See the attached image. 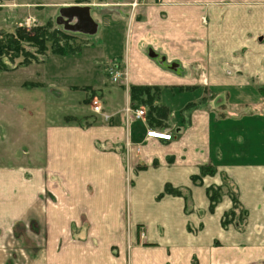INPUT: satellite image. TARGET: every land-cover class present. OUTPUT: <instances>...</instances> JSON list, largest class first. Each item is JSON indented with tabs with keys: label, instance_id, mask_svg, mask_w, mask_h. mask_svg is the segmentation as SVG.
<instances>
[{
	"label": "crops",
	"instance_id": "1",
	"mask_svg": "<svg viewBox=\"0 0 264 264\" xmlns=\"http://www.w3.org/2000/svg\"><path fill=\"white\" fill-rule=\"evenodd\" d=\"M131 1L14 0L6 10L40 17L35 6L88 4L94 40L96 15L117 13L130 25L108 67L124 78L108 83L103 68L102 84L98 77L80 85L85 72L72 62L59 81L67 98L85 87L81 125L64 114L37 131V116L52 107L50 90L33 92L44 87L37 79L0 81V264H264V2L112 7ZM96 46L84 51L94 56ZM107 84L113 88L103 90ZM130 85L158 90L131 98ZM62 105L55 104L59 113ZM138 108L150 117H136ZM149 128L171 137H148ZM202 165L214 172L193 181ZM165 184L186 190L188 204L181 195L158 197ZM211 185L223 188L212 211ZM233 194L245 217L223 227Z\"/></svg>",
	"mask_w": 264,
	"mask_h": 264
},
{
	"label": "rangeland",
	"instance_id": "2",
	"mask_svg": "<svg viewBox=\"0 0 264 264\" xmlns=\"http://www.w3.org/2000/svg\"><path fill=\"white\" fill-rule=\"evenodd\" d=\"M140 3L141 0H132L129 5H121V2H115L112 7L121 8L122 11L125 13H130L133 11L135 7H137V3ZM149 1V0H148ZM153 1V0H150ZM157 1V0H155ZM221 1H233V0H212L213 3H219ZM257 2H264L263 0H256ZM0 3H4V5H0V12L4 19H0V38L5 39L6 36L12 35L15 37V43L19 45L20 50L17 52L6 50L4 53H0V71L5 70L8 66H22L24 60L26 63L31 62L30 65L27 67H20L16 68L17 70L5 71L6 73H0V81L10 82L13 83L17 80L25 81V80H41L44 84V87L36 88L35 93H42L46 89H49L50 92H47L51 98V110H48L46 116H37L36 118V126L37 131H41L49 124H55L59 118H63V116L68 115V120H73L77 124L81 125L83 120H85L88 116L85 115V112H89L87 108V104H89L90 99L84 98L87 92L84 89L85 87L77 88L76 90H72L68 92V98L63 93L60 94V82L64 81L65 76H69V72L72 62H79L82 64L81 71H84L85 77L81 76L78 78V82L82 83L80 85L86 84L89 80L92 82L94 86V82H99L102 84V80L104 76L101 74L103 68L113 67V57L114 55L118 54L120 49L125 47L129 36V23L127 19H124L122 15H113L115 20L111 18L110 15H96V19L99 20V30L98 35H96L97 40L92 39L88 34H83L80 32H68L63 29L60 24L55 23V17L58 14V6L50 7L49 10L42 9L43 7L35 6L36 10L35 13H38L40 17L34 16L33 13L30 14L31 17L34 18V24H30V26H26L25 24H18L24 23L28 13H20L19 16L10 17L6 15V10L10 9L14 3V0H1ZM102 5V4H100ZM107 7V6H105ZM31 8H28L30 11ZM26 14V15H25ZM26 16V17H25ZM44 16V17H42ZM112 16V17H113ZM121 17V18H120ZM37 26L47 27L48 31H50V37L45 41L46 49L44 52H37V46L25 41L23 39H16L17 31H25V33L33 32L34 28ZM68 34L71 37V40L68 42L71 43V46L66 48L64 52L61 54L57 53L58 50L55 49V44L59 42H67L65 35ZM94 37V36H93ZM4 41V40H3ZM63 42V43H64ZM95 42L98 47L94 48V56L91 54L90 51H84L86 45H95ZM62 45V44H61ZM83 50V51H82ZM78 52L79 56H76ZM81 51V52H80ZM42 60V61H40ZM1 61L3 65L1 64ZM97 61V64L95 63ZM110 68H108L109 70ZM99 77V81H96ZM110 78L109 74L106 75L105 81L111 83V80L107 79ZM70 80V79H67ZM60 81V82H59ZM51 82V85H49ZM57 83V85H56ZM113 84V83H111ZM115 85V84H113ZM105 89L103 90H110L113 86H109L108 84L104 86ZM40 103V101H39ZM62 103V107H64V113H59V109L55 107V104ZM66 103V104H65ZM65 104V105H64ZM4 109V108H3ZM144 109V114L146 111L147 118L150 117V114L147 113V110ZM44 113V110L41 108ZM63 112V111H62ZM65 114V115H64ZM93 115V114H92ZM182 195L184 196L185 204H188V193L187 191H182ZM150 214V213H148ZM239 221V220H238ZM137 230V229H136ZM139 230V229H138ZM137 230V233H138Z\"/></svg>",
	"mask_w": 264,
	"mask_h": 264
},
{
	"label": "trees",
	"instance_id": "3",
	"mask_svg": "<svg viewBox=\"0 0 264 264\" xmlns=\"http://www.w3.org/2000/svg\"><path fill=\"white\" fill-rule=\"evenodd\" d=\"M21 30V29H20ZM17 31L16 33V39H23L25 41H28L34 45L37 46V52H44V50L46 49L45 46V41L47 39H49L48 37H50V31H48L47 27H41V26H37L34 28L33 32L31 33H25V31ZM65 30V29H64ZM68 31V30H66ZM68 32H72V31H68ZM71 36L66 34L65 35V39L67 42H59V40L57 41L58 43H54L55 49L58 50L57 53L61 54V52H64V50L68 47L71 46V43L68 42V40L70 41ZM4 40V41H3ZM62 44V45H61ZM6 50H10V51H14L17 52L18 50H20L19 45H17L15 43V37L12 35H8L3 38H0V53H4ZM2 55V54H0ZM23 62L26 63V60H24ZM23 63V64H25ZM1 64L3 65L2 61ZM264 87V86H263ZM154 90L155 92L158 90V87H150V86H146V85H130L129 88V92H130V97L133 98L134 96H136L138 93H150V91ZM68 119V117H67ZM73 120H75L73 118ZM214 172V168L211 165H202L200 167V171L199 174L193 175L192 179L197 180L199 179L202 175L204 174H211ZM183 190L179 187H173L170 184H165L164 189L162 192H160L157 196L160 197L162 196L164 193H169V194H174V195H182ZM188 193V192H187ZM223 193V188L221 185H216V186H208L206 188V194L209 200V206L208 209L210 211H212L215 207V205L217 204V202L219 201L221 195ZM189 194V193H188ZM184 197V196H183ZM245 217V211L243 210L242 206L240 205L237 197L233 194L232 195V207L226 211L223 216L221 217V224L223 227L227 226V224H229V222L233 221V220H239V222H243V219Z\"/></svg>",
	"mask_w": 264,
	"mask_h": 264
},
{
	"label": "water",
	"instance_id": "4",
	"mask_svg": "<svg viewBox=\"0 0 264 264\" xmlns=\"http://www.w3.org/2000/svg\"><path fill=\"white\" fill-rule=\"evenodd\" d=\"M90 9L88 4L62 5L58 9L55 23L68 31L93 34L98 28V23L92 17Z\"/></svg>",
	"mask_w": 264,
	"mask_h": 264
},
{
	"label": "built area",
	"instance_id": "5",
	"mask_svg": "<svg viewBox=\"0 0 264 264\" xmlns=\"http://www.w3.org/2000/svg\"><path fill=\"white\" fill-rule=\"evenodd\" d=\"M34 22H35L34 18L28 15L25 18V22L24 23H20V24H25L26 26H30V24H34ZM108 73H109L110 78H111V80L113 82H118L119 79L125 77V73L123 71H119V70H115V69H109ZM262 103L264 104V99L262 100ZM91 107H92V110L94 112H97V113L101 112V110H102L101 102H100V100L96 96H93L91 98ZM125 110L126 111H129L130 110V107L129 106H126L125 107ZM143 114H144V110L141 109V108H138V109L134 110V115L136 117H140ZM102 115H103V118H105V119L108 118V116H109L106 113H103ZM146 136H148V137H160V138H164V139H170L171 134L170 133H166L164 131H159V130H156V129H150L149 128L146 131ZM140 234L142 236L144 235V233H143L142 230H141Z\"/></svg>",
	"mask_w": 264,
	"mask_h": 264
}]
</instances>
